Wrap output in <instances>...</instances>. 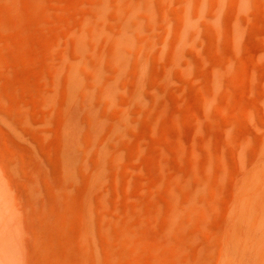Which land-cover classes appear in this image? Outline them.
<instances>
[{"label": "rangeland", "instance_id": "1", "mask_svg": "<svg viewBox=\"0 0 264 264\" xmlns=\"http://www.w3.org/2000/svg\"><path fill=\"white\" fill-rule=\"evenodd\" d=\"M0 264H264V0H0Z\"/></svg>", "mask_w": 264, "mask_h": 264}, {"label": "clouds", "instance_id": "2", "mask_svg": "<svg viewBox=\"0 0 264 264\" xmlns=\"http://www.w3.org/2000/svg\"><path fill=\"white\" fill-rule=\"evenodd\" d=\"M80 50H81V43H78L77 44V51L75 53L77 56H80Z\"/></svg>", "mask_w": 264, "mask_h": 264}]
</instances>
